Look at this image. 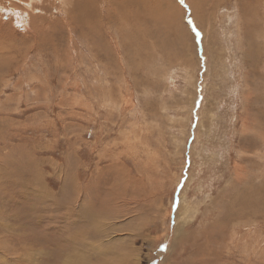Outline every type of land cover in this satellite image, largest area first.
<instances>
[{"label": "rangeland", "instance_id": "1", "mask_svg": "<svg viewBox=\"0 0 264 264\" xmlns=\"http://www.w3.org/2000/svg\"><path fill=\"white\" fill-rule=\"evenodd\" d=\"M134 1L0 0V264H264V0Z\"/></svg>", "mask_w": 264, "mask_h": 264}, {"label": "bare ground", "instance_id": "2", "mask_svg": "<svg viewBox=\"0 0 264 264\" xmlns=\"http://www.w3.org/2000/svg\"><path fill=\"white\" fill-rule=\"evenodd\" d=\"M84 2H85V1H84ZM134 2H136V0H135ZM167 5H168V4H167ZM82 8H83V7H82ZM149 11H151V10H149ZM91 12H92V11H91V10H89V12H88V13H89V14H91ZM81 15H82V14H81ZM91 15H92V14H91ZM77 18H78V17H77ZM90 19H91V18H90ZM122 19H123V17H122ZM84 20H85V19H84ZM123 20H124V19H123ZM79 21H80V20H79ZM87 22H88V20H87Z\"/></svg>", "mask_w": 264, "mask_h": 264}]
</instances>
